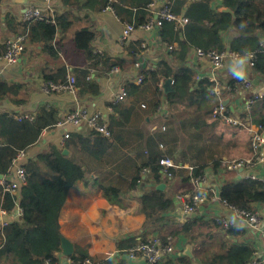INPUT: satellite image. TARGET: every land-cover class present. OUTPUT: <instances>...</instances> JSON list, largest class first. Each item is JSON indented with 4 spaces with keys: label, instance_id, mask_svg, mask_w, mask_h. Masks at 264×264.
I'll return each instance as SVG.
<instances>
[{
    "label": "crops",
    "instance_id": "obj_1",
    "mask_svg": "<svg viewBox=\"0 0 264 264\" xmlns=\"http://www.w3.org/2000/svg\"><path fill=\"white\" fill-rule=\"evenodd\" d=\"M67 1L87 3V0ZM157 1L161 3L162 0ZM33 2L34 0H0V116H8L20 123L16 116L30 114L34 119L26 121L34 126L40 117L37 126H42V132L33 144H30L33 141V135L23 130L18 132L16 137L1 133L0 143L14 141L15 143L10 146L12 151L20 148V151L26 152V162L36 161L40 154L62 150L67 142L63 140L66 132H71V135L88 136L90 134L86 130L59 125V122H62L76 107L81 106L91 112L101 110L107 113L112 131L109 147L105 150V154L100 155L101 159L88 160V170L84 178L77 181L70 189L59 217L60 236L70 241L75 248L79 246L87 249L93 259L138 264L130 261L126 254L128 250L120 251L118 245L119 242L129 245V240L133 238L139 243L153 235L143 237L146 216L141 211L139 199L150 187L159 186L146 181V183L139 182L135 189L129 190L131 177L135 176L136 167L156 154L166 155L177 163L174 160L176 157L173 154L174 147L167 149L168 142L178 143L177 136L182 127L180 123L174 121V117L178 109L195 111L197 114L204 109L170 105L165 96L158 95V93L165 95L169 93L164 90L165 81L158 88L151 78L146 79L142 86L134 85V81L141 73V69L136 67V64L141 63L142 67L149 68V71L155 70L157 64L167 52H170L168 45H172L163 41L161 31L146 32L139 27L127 41L122 43L120 40L125 25H135L138 21L137 10H133L132 15L122 11V15L117 16L116 13L107 12L105 8L100 9L98 6L95 9L85 7L83 11H78L77 8H66L62 5L63 0H56L58 6L56 17L65 15L66 18L63 17L64 19L60 20L55 38L47 46L42 41L44 29L39 22L24 24L20 20L21 15ZM223 2L224 0H212V7L222 11L227 8ZM113 3H118L125 9L131 8L130 0H113ZM187 7L188 5L180 15L184 14ZM151 15L148 11L146 12L145 22ZM85 28L93 29L97 33L91 44L92 53L104 58L108 57L109 65L110 63L113 65L111 69H106L101 64L97 68H90L92 62L89 57L77 48L76 33ZM22 33H28L23 58L16 65L7 66L2 59L5 44ZM229 41L230 34H227L224 36V42L229 43ZM261 42L264 43V36ZM143 44L148 50L141 48ZM173 45L174 48L177 47V44ZM194 51L192 50L189 54L187 67L193 71L195 82L209 80L211 74L209 63L198 59ZM233 62L231 58L226 59L224 68L219 72L221 83H230L228 81L238 78L231 70ZM115 67L120 70L118 73L114 71ZM245 67V76H252L254 79L253 91L258 92L264 89V79L252 75L247 60H245ZM86 69H89L90 80L97 82L100 88L99 95L86 92L84 96H81L78 91L77 100H75L70 95L50 94L41 88L43 82H61L69 75L76 77L78 71ZM122 85L129 87V97L124 102L116 103L115 99ZM225 101H228L227 105L234 117L245 119V116L249 115L244 111V99L238 95L227 94ZM210 106L211 109L214 107L213 98ZM110 107L112 112L108 110ZM251 113L249 117L252 124L264 120V103L256 104ZM204 115L207 116L202 117L197 126L216 130L212 143L218 145L217 149L220 152L214 155V160L206 163L208 168L205 174L209 185L214 189L219 187L220 190L224 184L237 183L241 180V172L229 171L223 167V164L251 156V135L246 129L221 123L208 111ZM165 123H168L169 129L162 132L161 127ZM177 160L184 167L198 168L205 164L202 159H198L201 161H195L196 163L188 162L186 159ZM219 160L222 164L215 173L213 162ZM12 172L8 175H0V197L2 182L11 178L14 174ZM259 173L264 177V168L260 169ZM162 179L161 185H164L162 191L175 199L176 207L170 214L177 224L175 230L181 229L187 223L190 225L188 236L179 234L171 238L175 243L177 261L187 264V258L191 261L190 264H220L219 256L225 254L231 247L250 246L254 248V253L263 250L264 239L261 232L252 231L245 223L234 219L231 211L222 205L206 206L192 216L181 213L176 199L180 194L193 188L186 168L177 170L172 180L165 177ZM101 185L122 188L126 192L123 207L111 205L103 196ZM256 208L264 222V205L256 206ZM218 217L228 219L229 227L225 228L221 222H218ZM6 221L9 223L8 226L16 222L23 223V212L17 208L6 216L0 214V245L5 240V228L8 227L4 225ZM230 227H233L232 234L228 233ZM190 239L192 244L189 243ZM188 245L191 247L192 258L184 253ZM196 250L199 254L198 258ZM56 264L73 263L61 249L57 254Z\"/></svg>",
    "mask_w": 264,
    "mask_h": 264
},
{
    "label": "trees",
    "instance_id": "obj_2",
    "mask_svg": "<svg viewBox=\"0 0 264 264\" xmlns=\"http://www.w3.org/2000/svg\"><path fill=\"white\" fill-rule=\"evenodd\" d=\"M109 1L87 0L86 3L63 0L62 5L83 11L85 7L95 9L98 6L103 9ZM151 1L130 0V9H125L118 3H112V6L117 16H121L122 11L132 15L133 10H137L138 21L133 25L138 28L145 23L147 12L145 7ZM223 4L233 11L234 16L220 9H214L212 0H199L190 4L183 1L174 2L172 9L176 15L182 14L183 9L188 5L183 14L188 19V23L181 30H176L174 23L164 24L161 30L163 41L172 45L177 44V47L167 52L155 70L148 72L150 74L146 78L147 80L151 78L157 88L168 79L174 81L173 91L166 95L158 93L159 97L165 96L170 105L204 109L212 115L213 108L211 109L210 106L212 96L209 90L213 83L208 79L195 82L193 71L186 65L192 50L232 53L238 54L240 58H246L249 54L256 52L251 73L254 77L264 79V49L261 47V39L264 36V0H224ZM63 17L65 15H57L55 25L39 22L44 29L42 41L47 46L54 40L58 24L64 19ZM227 34H230L229 43L224 42V36ZM96 36L97 33L90 28L78 31L75 36L77 48L89 57L92 62L90 68H97L101 64L106 69H111L113 65L111 63L109 65L108 57L104 58L92 53L91 44ZM76 77L81 96H84L86 92H90L91 95L100 94L97 82L87 80L90 77L89 69L78 71ZM63 81L65 80L61 82ZM239 81L240 79L237 78L228 81L230 83L225 85L235 87ZM39 120L40 117L34 123L35 126L38 125ZM256 124L264 125V120ZM35 126L26 120L18 123L8 116H0V134H11L16 137L18 132L23 130L33 135V141L30 144L36 142L42 132V126ZM88 132L90 133L88 136L71 135L62 150L40 154L36 161L25 162L26 184L20 188L18 196L4 192L3 187L1 188L0 211L12 213L20 208L23 212V223L16 222L5 228V240L0 245V264H46L47 261H56L57 254L61 251L59 217L68 193L77 181L84 178L88 170V160L101 159L100 155L105 154V150L109 147L111 137L106 138L99 133ZM14 143V141L0 143V175L10 173L13 160L21 150L16 148L12 151L10 146ZM64 151L68 154H64ZM160 157L161 154L150 156L145 163L136 167V174L131 177L129 190L135 189L139 182L147 181L156 186L161 185L163 177L159 166ZM221 164V160L213 162L215 173ZM143 168L150 169V175L145 180L139 173ZM195 168V175L205 174L208 166L201 165ZM100 189L111 205L123 207L126 192L122 188L101 185ZM220 195L221 199L230 206L258 212L256 206L264 205V184L240 180L237 183L222 185ZM139 202L141 211L146 216L143 237L153 234L166 240L179 234L188 236L190 225L187 223L181 229L175 230L177 224L170 216L176 207L175 199L167 196L158 187H150L146 190ZM228 233H233V227H230ZM129 241V245L119 242L120 251H127L137 245L135 238ZM189 243L192 244L191 239ZM254 254V248L250 246L231 247L225 254L219 256V262L220 264H248ZM198 256L196 250V257ZM71 260L74 264H84L86 260H89L91 264H127L125 261L93 259L87 249L79 246H76ZM186 261L187 264L191 262L187 258Z\"/></svg>",
    "mask_w": 264,
    "mask_h": 264
},
{
    "label": "built area",
    "instance_id": "obj_3",
    "mask_svg": "<svg viewBox=\"0 0 264 264\" xmlns=\"http://www.w3.org/2000/svg\"><path fill=\"white\" fill-rule=\"evenodd\" d=\"M175 1H183L186 4H190L199 0H162L161 3L157 0H152L145 7L146 11L152 15L139 28L146 32L161 31L164 24L168 22L174 23L176 30L183 29L188 23V19L183 15H176L173 12L172 7ZM112 3L113 0H110L105 7V11L114 14L115 11ZM57 13L58 6L56 5V0H34V2L31 3L21 15L20 20L24 24L35 22L55 24ZM135 30L136 28L134 25L126 24L120 41L122 43L127 41ZM27 41L28 33H22L6 42L5 53L2 56V59L7 66L16 65L23 58ZM174 47V45H168V50L172 51ZM261 47L264 49V43L262 42ZM141 48L143 50H148L144 44L141 45ZM193 53L198 59L207 61L211 68L209 80L213 83V86L209 90V93L214 100V107L212 110V116L214 119L230 127L246 129L251 135V156L246 159L227 161L223 164V167L236 173L241 172V180L261 182L264 184V177L259 173V170L264 168V125L252 124L249 117L254 106L258 103L264 102V89L258 92L253 91L255 84L252 76H244L243 78H240V81L235 87L220 82L219 72L224 68L226 59L231 58L235 61L240 58L238 54H225L204 50H195ZM255 53L256 52L251 53L247 57L250 68L253 66L252 61L255 59ZM136 67L141 69V73L134 81V85L139 87L145 83L149 68L144 69L141 63H137ZM114 71L118 73L120 70L115 67ZM87 80H90V77H88ZM173 83L174 81H172V84ZM41 88L46 93L70 95L75 100H77L79 91L78 81L74 75H69L65 81L60 83L52 81L43 82ZM227 94H236L238 97L244 99V111L246 114H249L247 115L248 117L240 119V117H234L233 114L230 113L231 110L228 105H225L224 103ZM128 97L129 87L127 85H122L116 96V103L124 102ZM143 107H145V105H143ZM108 110L112 112L111 107ZM15 118L18 121H32L34 119L30 114L16 116ZM59 125H68L74 129L96 132L106 138L112 137L109 116L101 110L91 112L84 107L78 106L72 112L67 114L64 120L59 122ZM166 129V126L161 127V131L163 132H165ZM70 138L71 132H66L63 136L64 141H67ZM26 158L27 155L25 151H19L16 154L13 160V168L11 169L14 174L7 181L2 182L4 192L11 193L14 196L19 195L20 188L26 184L27 179L24 167ZM159 166L161 168V175L168 180H172L175 177V172L177 170L186 168L188 171V178L192 183L193 188L188 192L180 194L176 199L183 215L192 216L206 206L214 207L222 205L231 211L234 219L245 223L252 231L261 232L264 239V222L262 221L259 212L241 210L228 205L225 200H222L221 197L216 195L215 189L209 185V180L206 174L195 175L196 168L184 167L181 164L175 163L166 155L160 157ZM139 173L142 175L143 179L148 178L150 175V169L143 168ZM0 214L6 216L9 213L1 210ZM217 221L221 222L225 228L229 227L228 219L218 217ZM4 225L8 226L9 223L6 221ZM126 254L130 261L136 263L141 260H146L148 264H183L176 259L174 241L171 238L164 240L157 235H152L147 240L137 243V245L130 248ZM69 261L73 263L71 257L69 258ZM46 264H56V261H47ZM84 264L91 263L89 260H86ZM248 264H264V247L261 252H255L253 258Z\"/></svg>",
    "mask_w": 264,
    "mask_h": 264
},
{
    "label": "rangeland",
    "instance_id": "obj_4",
    "mask_svg": "<svg viewBox=\"0 0 264 264\" xmlns=\"http://www.w3.org/2000/svg\"><path fill=\"white\" fill-rule=\"evenodd\" d=\"M206 112V110H202L199 114H197V112L195 111L190 112L178 109V113H176V117H174V121L180 123L182 126L177 136L178 143L176 144V141H174L173 144H170L169 142L167 143V149H169L171 146L174 147L173 154H175L177 157H175L174 160L177 163L179 162L177 159H179L180 161L186 159L188 162L201 161L198 159H202L203 161H205L204 165H208L206 163L210 160H214V155L220 153L217 149L218 145H213L212 143L215 135L214 132L216 130H211L210 128L205 126H197L202 120V117L207 116L204 115V113L206 114ZM170 117L173 118L172 116ZM167 125L168 123H165L164 125L167 128L166 131H168L169 129V126Z\"/></svg>",
    "mask_w": 264,
    "mask_h": 264
},
{
    "label": "water",
    "instance_id": "obj_5",
    "mask_svg": "<svg viewBox=\"0 0 264 264\" xmlns=\"http://www.w3.org/2000/svg\"><path fill=\"white\" fill-rule=\"evenodd\" d=\"M222 11L231 13L234 16L233 11L231 9H229V8H224ZM244 59L247 60V57L244 58ZM172 81H173L172 79H168V80L165 81V83H164V90H165L166 93H168L170 91H173ZM224 103H225V105H227L228 104V101H225ZM64 154H68V152L67 151H64ZM163 188H164V185L163 184L162 185H159V187H158V189H160V190H162ZM215 191H216V195L218 197H221L219 187H216L215 188ZM60 238H61V249H62L63 253L67 257L70 258L74 254V252H75V247H74V245L70 241L66 240L65 238H63L61 236H60ZM184 253H185V255H187V256H189L191 258L193 256L192 255V251H191V247L189 245L185 249V252ZM138 264H148V263H147L146 260H141V261L138 262Z\"/></svg>",
    "mask_w": 264,
    "mask_h": 264
},
{
    "label": "clouds",
    "instance_id": "obj_6",
    "mask_svg": "<svg viewBox=\"0 0 264 264\" xmlns=\"http://www.w3.org/2000/svg\"><path fill=\"white\" fill-rule=\"evenodd\" d=\"M233 74L238 78H243L246 74L245 59L238 58L233 62L232 69Z\"/></svg>",
    "mask_w": 264,
    "mask_h": 264
}]
</instances>
